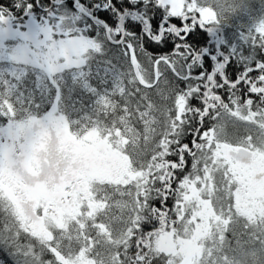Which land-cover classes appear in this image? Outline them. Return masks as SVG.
<instances>
[{"label": "snow or ice", "instance_id": "snow-or-ice-1", "mask_svg": "<svg viewBox=\"0 0 264 264\" xmlns=\"http://www.w3.org/2000/svg\"><path fill=\"white\" fill-rule=\"evenodd\" d=\"M240 7L0 3V264H72L73 246L87 249L76 264H172L155 245L161 230L194 228L206 206L225 240L230 150L264 144V29L253 37L221 22ZM69 109L81 115L69 120ZM65 121L88 134L84 143H102L101 156L118 154L119 170L85 169L52 144ZM240 122L258 130L255 140L237 135Z\"/></svg>", "mask_w": 264, "mask_h": 264}, {"label": "rangeland", "instance_id": "rangeland-1", "mask_svg": "<svg viewBox=\"0 0 264 264\" xmlns=\"http://www.w3.org/2000/svg\"><path fill=\"white\" fill-rule=\"evenodd\" d=\"M254 2L255 0H250ZM262 29V28H260ZM69 123L64 122L62 128L54 130L48 134V140L52 144L60 146L67 154H75L82 162L83 167L99 169L101 174L111 177L114 171L121 167V161L118 154L101 156L100 151L103 144H97L95 140L91 144L84 143L85 139H79L74 136L68 128ZM247 142V141H246ZM250 143V142H249ZM251 144V143H250ZM110 148V146H109ZM232 152L231 158L226 161L229 165L228 172L230 182L234 183L235 191L232 192L233 207L239 215L253 219L261 209V203L264 202V146L254 147L247 145H238ZM67 174V172H66ZM6 191H11L5 188ZM200 215V213H194ZM205 219L192 229H185L184 236H176L175 231L161 234L155 241L156 247L167 245V250L171 252L172 264H194L196 258H202L203 241L209 235L211 224L220 223L215 217V212L211 206H206L204 210ZM223 217H221V221ZM192 223L195 224L193 220ZM161 239V241H159ZM78 254H71L72 264L84 259V248ZM246 263L245 261H241Z\"/></svg>", "mask_w": 264, "mask_h": 264}, {"label": "trees", "instance_id": "trees-1", "mask_svg": "<svg viewBox=\"0 0 264 264\" xmlns=\"http://www.w3.org/2000/svg\"><path fill=\"white\" fill-rule=\"evenodd\" d=\"M4 2H7V0H0V3ZM233 2L242 5V7L238 8L227 19L222 20V24L235 31H248L249 29H255V31L252 32L253 37H255L257 32L264 29V24H261V21L264 20V6H262V0H255L254 2H251L250 0H233ZM174 22L179 23V21ZM201 37H203L201 40V43H203L204 40L207 39L203 33H199L195 39H200ZM189 40L193 43L195 42L193 37H189ZM147 47L150 51L159 52L170 50L171 45H168L165 49H159L152 44H148ZM228 71L234 75L236 71L235 66H230ZM77 95H79V93H77ZM67 115L69 120H76L81 114L69 109ZM68 128L77 138H88L87 133L80 135L75 129V126L70 128V125H68ZM234 131L237 135L242 137L250 132L253 140H255L258 132L252 124L243 122L238 123ZM246 141L247 140H244L242 145L247 143L248 147L252 145L256 147L255 143L250 144L249 141ZM263 146L264 144L260 147ZM225 203H227V200ZM104 222L107 223L106 220ZM217 225L218 223L214 222L211 224L209 235L207 239L203 241L202 258H196L197 260L194 264H225V257L229 260L237 259L238 264H264V243H262L264 242V202L261 203L260 212L253 219H247L235 212V215L232 217V222L227 225L228 230L225 233L224 241H221L220 239ZM234 230L236 235H233ZM183 232L179 235L174 233L173 236L182 237L184 236ZM167 233L161 230V234L166 235ZM237 240H240L243 243L244 248L247 250V254L242 253L240 247L237 245ZM159 241H161V239H159ZM167 247L168 246H164L163 243L159 247L157 246L159 251L163 252L166 256L171 257V252L167 250ZM82 251L83 250H81V252ZM86 251L87 249L84 250V252ZM71 254H78L76 253L75 246H73ZM241 261H245L246 263H242Z\"/></svg>", "mask_w": 264, "mask_h": 264}]
</instances>
